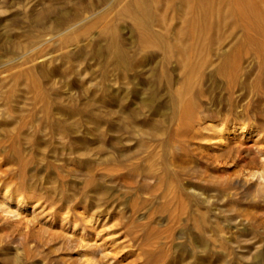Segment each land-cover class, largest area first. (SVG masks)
<instances>
[{
	"label": "rangeland",
	"instance_id": "1",
	"mask_svg": "<svg viewBox=\"0 0 264 264\" xmlns=\"http://www.w3.org/2000/svg\"><path fill=\"white\" fill-rule=\"evenodd\" d=\"M130 1L0 0V264H264V63L242 53L237 83L217 76L232 42L211 14L199 47L180 40L210 53L187 110ZM168 1L149 0L174 40L192 23Z\"/></svg>",
	"mask_w": 264,
	"mask_h": 264
},
{
	"label": "bare ground",
	"instance_id": "2",
	"mask_svg": "<svg viewBox=\"0 0 264 264\" xmlns=\"http://www.w3.org/2000/svg\"><path fill=\"white\" fill-rule=\"evenodd\" d=\"M142 1L132 0L126 8L130 11L131 15L129 17L134 21L133 28L138 35V43L142 49L157 48L160 52V66L163 72L160 73L161 78L167 76L164 73H166L168 65L172 61L176 62L183 73L182 85L184 88V90H181L180 95L176 97H183L182 101L185 102L184 105L187 110L193 106L190 99L192 91L191 74L201 73L204 67L210 64L208 60L210 53H187L186 47L181 44L182 41L180 40H185L184 37L190 36L191 44L196 45L195 48L199 47V42H201L200 30L206 26H213L210 21L211 14L217 15L216 24L218 26L224 23L227 24L229 28L228 36L232 42L230 52L226 53L216 65L215 74L217 76L227 78L231 86L235 82L237 83L242 68V53H254L260 59V62L264 63V0H179L182 4L181 11L185 13V20L192 23V26L187 28L188 30H177L176 37H173L174 40H170L168 34L170 27L165 25L162 19L152 20L153 9L150 7L149 0H144L146 1L145 7L140 5ZM203 3H213V6L202 8ZM168 4L174 6L175 0H169ZM125 14L123 11L118 13L117 16L118 18H124ZM97 19V22L92 26L99 23V35L109 39L107 50L109 53H114L116 63L119 66L129 67L127 50L120 38L121 28L111 26L108 19ZM155 24L161 26L164 31L155 30ZM172 42L174 46L171 45ZM173 47H176V51H173ZM256 80V84H260L261 90H264V83H261L258 76ZM146 101L150 102L151 98H147Z\"/></svg>",
	"mask_w": 264,
	"mask_h": 264
}]
</instances>
